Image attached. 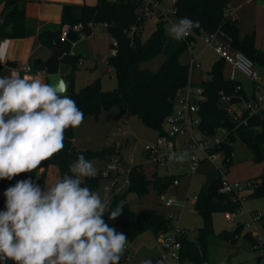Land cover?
Instances as JSON below:
<instances>
[{
    "label": "trees",
    "instance_id": "obj_1",
    "mask_svg": "<svg viewBox=\"0 0 264 264\" xmlns=\"http://www.w3.org/2000/svg\"><path fill=\"white\" fill-rule=\"evenodd\" d=\"M162 2L163 0H156ZM3 3V12L7 11L4 19H0V41L4 39H23L37 36L41 45L48 48L64 49L60 59V71L68 88L66 95L76 101L84 117L98 118L101 112L115 107L120 115H134L148 128L160 131L166 117L171 113L176 92L189 81V68L181 63L179 58L194 41L195 36L219 31L229 43L231 50L239 51L248 57L254 65L264 66V53L254 46L252 34L241 35L236 21L229 14L231 0H174L172 16L178 21L187 17L200 22V28L182 40H176L166 34L165 23L158 17L156 26L148 39L141 42L140 33L145 18L138 13L137 0H97L94 5H62L60 22L58 24H44L39 29L38 23L29 20L23 12L22 0H0ZM93 25V28L89 26ZM64 26H79V35L89 37L95 26L104 30L111 38V47L115 53L107 57L106 64L113 70L116 87L111 91H103L99 79H95L78 91L73 90V72L76 70L78 55L69 53L71 44L60 39ZM79 38V36H78ZM77 38V40H78ZM76 40V41H77ZM115 43V46L113 45ZM165 59L155 71L141 67L146 61H151L158 55ZM224 62L215 61L207 72L208 79L196 84L203 89L205 99L198 105L200 118L199 130L204 134H213L217 128L225 127L228 130L227 142L222 144V165L227 169L231 165L233 142L239 138L250 150L251 161H264V114L250 116L246 126L237 125L227 116L222 106H219L221 94L229 96L230 101L244 96L243 90L235 91L239 82L226 79L223 75ZM34 70H41L39 64H33ZM68 74H64L65 70ZM73 128H68L64 134V148L58 154L42 162L41 167L30 173H21L12 180L0 179V211L5 210L6 197L4 192L14 186L19 180L31 178L34 183L44 189L46 170L55 167L58 179L68 172L71 163L75 162L78 154H83L92 161L102 159L109 161L113 156H120V145L114 143L101 151H91L76 148L72 143ZM40 169H43L39 173ZM225 173V172H224ZM70 174V173H69ZM128 184L121 193H113L109 198V211L117 206L121 207V215L116 220H110L109 213L104 214V220L117 232L127 236L128 243L144 232H150L155 237L161 233L174 230L172 219L163 213L142 208L134 212L126 202L129 193L142 196L151 186L157 193H164L171 186L176 176L167 174L158 176L153 174L151 179L146 178L141 165L132 166L126 173ZM101 174L86 178L82 186L91 190L98 186ZM248 186V198L264 197V173L245 181ZM222 176L211 179L205 190H200L194 201V207L203 220V225L195 229L196 239L189 240L180 230L177 236L180 243L178 264H210L209 248L218 241H233L240 235L243 224H237L233 230H221L214 233L212 214L217 210L215 201L226 203L225 213H234L241 208V203L233 199L231 193H222ZM121 195V196H120ZM257 221L264 226V216L260 215ZM249 246L257 243L250 232H245ZM260 261V256L256 257ZM123 260L126 256L123 255ZM152 264L157 260L150 259ZM7 264H14L9 260ZM264 264V263H263Z\"/></svg>",
    "mask_w": 264,
    "mask_h": 264
},
{
    "label": "clouds",
    "instance_id": "obj_2",
    "mask_svg": "<svg viewBox=\"0 0 264 264\" xmlns=\"http://www.w3.org/2000/svg\"><path fill=\"white\" fill-rule=\"evenodd\" d=\"M200 26L183 17L167 32L182 40ZM66 89L63 79L46 83L39 74L0 77V179L40 168L63 150L65 131L83 123L84 114ZM187 155L173 153L169 160L183 162ZM96 175L93 163L78 154L68 172L44 189L31 178L8 187L0 211V264H120L127 236L103 217L107 212L116 220L122 208L109 211L107 194L82 186Z\"/></svg>",
    "mask_w": 264,
    "mask_h": 264
},
{
    "label": "rangeland",
    "instance_id": "obj_3",
    "mask_svg": "<svg viewBox=\"0 0 264 264\" xmlns=\"http://www.w3.org/2000/svg\"><path fill=\"white\" fill-rule=\"evenodd\" d=\"M171 3L172 0H163L161 2L165 8H170ZM157 20L156 16H147L144 19L140 33L141 42H145L148 39L156 26ZM175 22L178 21L171 16L164 26L168 29ZM202 37L203 34L195 36L191 46L179 58L181 63L187 65L192 58L200 64V69L193 68L189 70V77L193 81H200L202 75H207L211 64L219 59L211 48L204 45ZM84 43L89 54L83 59L84 65L77 66L73 72V90L78 91L95 79H99L100 87L103 91L113 90L116 87L114 72L113 70L112 72H108V66L106 64L107 57L112 53L110 36L97 32L83 41ZM103 59L105 61H102ZM93 60L96 62L95 67L92 64ZM141 67L153 70L151 61L142 63ZM255 69L258 74L263 73L262 68L258 65H255ZM230 70V66L224 63L223 75L225 77H232L233 74ZM73 137L77 148L96 152L101 151L113 143L115 146L120 145L119 158L122 172L119 174L116 173L115 180L117 187L121 188L124 185L126 173L132 166L141 165L148 179H151L154 173L158 176L175 174L163 166L155 165L144 151L145 146L153 145L156 142L157 132L146 127L134 115L125 116L118 114L115 107H110L101 112L96 119L90 116L84 117L83 123L79 127L73 128ZM193 137L198 139L200 135L195 132ZM181 139V137H178L177 141H181ZM91 162L97 169L96 176L100 173H107V166L110 162L102 159L92 160ZM219 165L220 161H204L199 164L195 174L181 173L177 176V186H169L164 193H157L149 186L146 194L138 196L135 193H129L125 200L134 212H138L142 208H148L157 210L165 216H172L174 228L182 230L189 240L194 241L196 239L195 229L203 225V220L195 210L192 197L197 195L201 189L205 190L207 183L211 179L218 177L219 172L217 167ZM222 172H225L224 177L229 182L244 183L246 180L264 173V161L260 163L252 162L250 150L239 138H236L233 142L231 165L227 169H223ZM111 182V177L102 176L98 186L92 190L99 192L102 197L107 194L110 198L117 188L116 186H111ZM123 190V188L120 189V193ZM162 195L172 199L174 205H164ZM223 205V203L218 202L217 210L212 214L214 233H218L222 229L230 230L239 223L244 226L248 225L253 230H247L243 226L240 235L236 236L233 241H225L227 247H236L238 242L243 247L241 248V253L235 258V261H232V264H255L257 255H260L259 251H253L252 246H248L246 237H243L245 232H250L251 236L255 232L263 245L262 259L264 260V226L259 221H254L250 217L252 211H259L264 216V197L248 198L246 196L240 210L229 213L231 219L224 218L225 211ZM124 254L129 255V259L123 260L122 257L120 264H141L142 261L152 258L157 260L156 264H164L160 260L161 248L158 243V238L148 231L140 234L132 242L128 243ZM212 259L213 257L211 256L210 264L212 263ZM169 264L178 263L172 261Z\"/></svg>",
    "mask_w": 264,
    "mask_h": 264
},
{
    "label": "built area",
    "instance_id": "obj_4",
    "mask_svg": "<svg viewBox=\"0 0 264 264\" xmlns=\"http://www.w3.org/2000/svg\"><path fill=\"white\" fill-rule=\"evenodd\" d=\"M139 3L138 13L142 18L147 16H156L168 20L172 16V9L165 8L161 2L156 0H137ZM93 28L92 24H89ZM78 33L79 38L83 39L84 36L79 35V26L71 27ZM68 26H64L60 33V39L65 40L67 32L71 29ZM187 37V36H186ZM203 43L206 47L211 48L214 53L228 64L232 72H238L243 77L247 78L252 83V89L249 95L237 97L234 101H230L229 96L221 94L219 98V106L224 108L226 116L238 126H246V120L250 116H261L264 104V83L260 81L258 73L255 69L253 62L239 51H233L230 48L229 43L225 40L223 35L219 31L213 33L203 34ZM76 42V41H75ZM75 42L71 43L74 45ZM192 42L188 44L191 46ZM115 46V43H113ZM115 53V49L112 48V53ZM188 68L200 69V64L191 59ZM30 68L26 67L25 71H29ZM232 79V77L230 78ZM241 86H236L235 91L241 90ZM205 99L203 95V89L200 86L191 84L190 81L180 88L173 101V107L171 113L166 117L162 128L157 132V140L153 145L145 146L144 151L146 155L155 165L165 167L176 176L171 186H177V176L181 173L195 174L200 163L204 161L216 162L220 161V165L217 167L218 172L222 176V187L220 192L231 193L234 200H238L241 203L244 201L247 193L249 192L246 183L241 182H229L224 177L223 165V150L222 144L227 142L228 130L225 127H219L213 134L207 135L199 130L198 126L200 118L198 116V105ZM197 132L200 137L198 139L193 137V134ZM181 137V141H177V138ZM186 137V138H185ZM173 153L180 155L187 153V158L183 162L170 161L169 156ZM107 166V173H100L103 177H111V186H116V176L122 172L120 164V158L113 156ZM186 165L185 167H183ZM117 173V174H116ZM128 184V179L124 181V185L115 189V194L120 193V189H125ZM113 189V188H112ZM114 193V192H113ZM192 199L195 201L196 197ZM162 202L166 206H173L174 202L170 198H166L162 195ZM240 210V209H239ZM259 214L252 215V220L257 221ZM172 219V216H169ZM225 219H231L228 213L224 214ZM180 230L174 228L172 231L161 233L158 238V243L161 248L160 260L164 264H169L172 261L178 263V254L180 250V243L178 235ZM257 243L252 246L253 251H261L263 245L261 241L256 238ZM126 260L129 259V255L124 254Z\"/></svg>",
    "mask_w": 264,
    "mask_h": 264
},
{
    "label": "crops",
    "instance_id": "obj_5",
    "mask_svg": "<svg viewBox=\"0 0 264 264\" xmlns=\"http://www.w3.org/2000/svg\"><path fill=\"white\" fill-rule=\"evenodd\" d=\"M22 1H23V12L25 17L28 18L29 20L37 22L38 29L44 24H58L61 18L62 5L64 4L94 5L97 2V0H22ZM108 1H115V0H108ZM173 1L174 0H172L171 7ZM3 13H4L3 3L0 2V16ZM229 14L236 21L240 34L241 35L252 34L254 36L255 48L264 53V0H231L229 5ZM97 32L107 34L104 30L96 27L93 29L92 35ZM165 32L166 34H168L167 28H165ZM89 37L78 39L75 42V44L70 47L69 53L71 55H78L77 66L79 67L84 65L83 59L89 54L85 46V43L83 44V41L87 40V38ZM111 41H113L112 38ZM0 45H3V47H0V56L3 57V60L0 61V77L9 76L14 72L19 74L21 77H23L24 75L39 74L43 77L44 81L47 83L46 76L43 73L42 69L40 71L34 70L33 64L36 63V60H40L41 62L45 61L51 55L52 50L42 46L37 36L34 35L23 39H4L0 41ZM164 59H165L164 55L160 54L151 60L153 71L159 68V66L162 64ZM102 61L105 60L103 59ZM92 64L94 67L96 66L95 60H93ZM26 67H29L30 70L25 71ZM259 67L262 68L263 73L262 74L259 73L258 76L260 81L264 83V66H259ZM231 70L230 72H232ZM107 71L112 72V69L108 66ZM59 72L61 74L60 69ZM68 73L69 70L68 69L65 70L64 74H68ZM232 74H233L232 79L239 82L243 90V93L245 95H249L252 89V83L247 78L240 75L238 72H232ZM225 78L230 79V77L229 78L225 77ZM188 79L191 82V84L196 85L203 80H207L208 75H204V76L202 75L200 77V81H193L190 77ZM262 114H264V107L262 109ZM72 143L76 147L74 137L72 138ZM42 171L43 169H40L39 173H41ZM46 176H47L46 178L47 185L54 183L58 179L56 168L49 167L46 170ZM218 202L224 204L223 206L225 210L226 203L224 201H215L216 207ZM255 214L261 215L259 211H252L250 213V217H252V215ZM235 226L230 230H233ZM245 227L247 230L250 231L252 230L249 228L248 225L244 226V228ZM252 237L258 238L255 232H253ZM247 244L249 246V243ZM241 248L243 247L239 245V242L236 245V247H227L225 241L216 242L209 248V257L211 256L213 257L211 264L213 263L226 264L227 262L228 264H232V261H235V258L239 255V253H241L242 251ZM259 252L260 255L257 256H260V261L258 262L256 259L255 264L264 263V260L262 259L263 258L262 250Z\"/></svg>",
    "mask_w": 264,
    "mask_h": 264
},
{
    "label": "water",
    "instance_id": "obj_6",
    "mask_svg": "<svg viewBox=\"0 0 264 264\" xmlns=\"http://www.w3.org/2000/svg\"><path fill=\"white\" fill-rule=\"evenodd\" d=\"M6 14H7V11H5L0 16V19L1 20L4 19ZM77 38H78V33L71 28L68 30L65 40L66 42L71 44L75 42ZM63 53H64V49L53 48L51 55L45 61L41 62L40 60H36V64H39L41 66V69L46 76L47 83H55L57 79H63L62 75L59 72L60 59ZM64 82L66 83L67 88H68L67 82L66 81ZM66 92H67V89H66Z\"/></svg>",
    "mask_w": 264,
    "mask_h": 264
}]
</instances>
